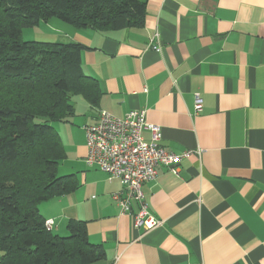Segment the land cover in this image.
Masks as SVG:
<instances>
[{"label":"crops","instance_id":"1","mask_svg":"<svg viewBox=\"0 0 264 264\" xmlns=\"http://www.w3.org/2000/svg\"><path fill=\"white\" fill-rule=\"evenodd\" d=\"M54 18L36 25L52 31L42 38L83 45L82 72L100 95L97 104L71 96L72 114L51 122L65 150L57 174L77 181L38 203L51 231L82 223L104 252L91 264H264V0H147L143 25L115 29ZM99 109L142 110L161 146L193 151L176 173L160 165L142 184L160 225L136 227V203L120 213L112 198L120 180L85 162L84 126Z\"/></svg>","mask_w":264,"mask_h":264},{"label":"trees","instance_id":"2","mask_svg":"<svg viewBox=\"0 0 264 264\" xmlns=\"http://www.w3.org/2000/svg\"><path fill=\"white\" fill-rule=\"evenodd\" d=\"M147 0H0V264H91L104 257L85 227L64 236L44 226L38 203L72 191L73 174L51 122L72 114L71 96L97 104L96 80L82 72L83 45L23 40L22 27L52 17L74 27L141 26Z\"/></svg>","mask_w":264,"mask_h":264},{"label":"built area","instance_id":"3","mask_svg":"<svg viewBox=\"0 0 264 264\" xmlns=\"http://www.w3.org/2000/svg\"><path fill=\"white\" fill-rule=\"evenodd\" d=\"M158 33L153 37L156 44L153 49L160 50ZM194 107L201 108V98L195 93ZM149 129L150 139L146 141L141 132ZM86 156L85 162L106 172L109 178L119 179L122 190L112 193L120 213L131 210L134 203V225L148 230L161 224L148 211L142 184L153 179L157 167L163 166L171 172H177V165L183 157L193 151L186 150L174 153L160 145L161 128L157 124L148 123L142 110L131 109L123 116H116L109 111L99 109L97 119L84 126ZM44 226L51 230L52 219H45Z\"/></svg>","mask_w":264,"mask_h":264},{"label":"rangeland","instance_id":"4","mask_svg":"<svg viewBox=\"0 0 264 264\" xmlns=\"http://www.w3.org/2000/svg\"><path fill=\"white\" fill-rule=\"evenodd\" d=\"M55 19V18H54ZM50 33L51 30H49L44 24H39V26H28V27H22V34L21 37L23 40H40V41H46L42 38L44 33ZM45 38V37H44Z\"/></svg>","mask_w":264,"mask_h":264}]
</instances>
